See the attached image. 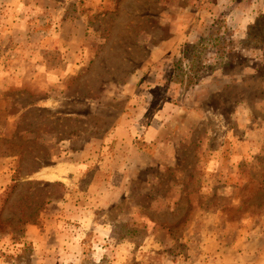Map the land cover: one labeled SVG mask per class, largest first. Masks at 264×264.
I'll return each instance as SVG.
<instances>
[{
	"label": "rangeland",
	"instance_id": "374dc122",
	"mask_svg": "<svg viewBox=\"0 0 264 264\" xmlns=\"http://www.w3.org/2000/svg\"><path fill=\"white\" fill-rule=\"evenodd\" d=\"M0 264H264V0H0Z\"/></svg>",
	"mask_w": 264,
	"mask_h": 264
},
{
	"label": "trees",
	"instance_id": "16d2710c",
	"mask_svg": "<svg viewBox=\"0 0 264 264\" xmlns=\"http://www.w3.org/2000/svg\"><path fill=\"white\" fill-rule=\"evenodd\" d=\"M188 51V48H186V50L184 52H187Z\"/></svg>",
	"mask_w": 264,
	"mask_h": 264
}]
</instances>
